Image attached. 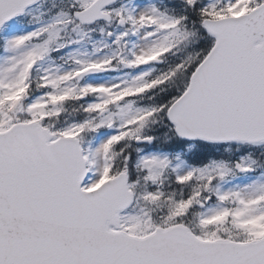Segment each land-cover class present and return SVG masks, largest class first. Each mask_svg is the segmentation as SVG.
Wrapping results in <instances>:
<instances>
[{"label": "snow or ice", "instance_id": "snow-or-ice-1", "mask_svg": "<svg viewBox=\"0 0 264 264\" xmlns=\"http://www.w3.org/2000/svg\"><path fill=\"white\" fill-rule=\"evenodd\" d=\"M0 264H264V0H0Z\"/></svg>", "mask_w": 264, "mask_h": 264}]
</instances>
